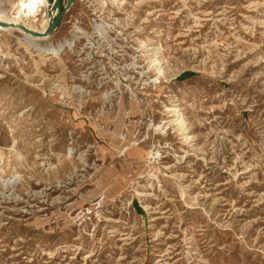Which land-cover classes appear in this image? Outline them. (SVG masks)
Wrapping results in <instances>:
<instances>
[{
  "label": "rangeland",
  "instance_id": "374dc122",
  "mask_svg": "<svg viewBox=\"0 0 264 264\" xmlns=\"http://www.w3.org/2000/svg\"><path fill=\"white\" fill-rule=\"evenodd\" d=\"M22 40L0 30V264H264V0H74L56 50Z\"/></svg>",
  "mask_w": 264,
  "mask_h": 264
},
{
  "label": "bare ground",
  "instance_id": "6f19581e",
  "mask_svg": "<svg viewBox=\"0 0 264 264\" xmlns=\"http://www.w3.org/2000/svg\"><path fill=\"white\" fill-rule=\"evenodd\" d=\"M24 5L23 9L25 10V13H32L36 14L38 10V0H23ZM20 12V11H19ZM53 11L51 12V20L53 16ZM49 26V23L44 22L41 26H37L35 24H32L30 22H27L26 20L22 19L19 16H7L3 13H0V30H8V31H18L23 35V44H29V45H40L41 40H44L50 35H46L45 32ZM33 32L40 33L42 35H35ZM59 40V39H58ZM45 52H53L56 50V44L55 43H49L47 45L42 46Z\"/></svg>",
  "mask_w": 264,
  "mask_h": 264
},
{
  "label": "water",
  "instance_id": "95a60500",
  "mask_svg": "<svg viewBox=\"0 0 264 264\" xmlns=\"http://www.w3.org/2000/svg\"><path fill=\"white\" fill-rule=\"evenodd\" d=\"M61 1L62 0H53L51 10L56 11V13H58ZM73 2H74V0H67V4H66L65 8H63L58 14H56V16L55 15L52 16V20H51V22H50V24H49V26L45 32L46 35H50L55 31L56 27L58 26V24L62 18V16L70 8V6L73 4ZM33 34L42 35V34L36 33V32H33Z\"/></svg>",
  "mask_w": 264,
  "mask_h": 264
}]
</instances>
